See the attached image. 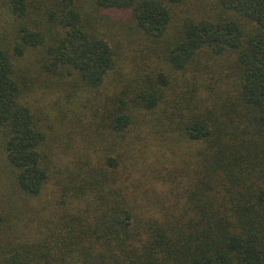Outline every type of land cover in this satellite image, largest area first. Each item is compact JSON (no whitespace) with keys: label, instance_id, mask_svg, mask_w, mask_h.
<instances>
[{"label":"trees","instance_id":"trees-1","mask_svg":"<svg viewBox=\"0 0 264 264\" xmlns=\"http://www.w3.org/2000/svg\"><path fill=\"white\" fill-rule=\"evenodd\" d=\"M0 24V264H264V0Z\"/></svg>","mask_w":264,"mask_h":264},{"label":"rangeland","instance_id":"rangeland-1","mask_svg":"<svg viewBox=\"0 0 264 264\" xmlns=\"http://www.w3.org/2000/svg\"><path fill=\"white\" fill-rule=\"evenodd\" d=\"M4 167L5 166H4V162H3V155H2V153H0V176H5L6 175V170H5ZM2 188H3V186H1V181H0V189H2ZM3 189H5V188H3Z\"/></svg>","mask_w":264,"mask_h":264}]
</instances>
